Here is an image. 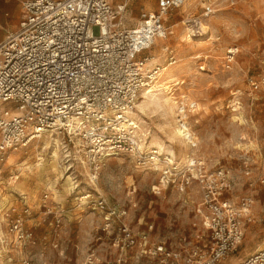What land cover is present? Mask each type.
I'll use <instances>...</instances> for the list:
<instances>
[{
  "label": "rangeland",
  "instance_id": "obj_1",
  "mask_svg": "<svg viewBox=\"0 0 264 264\" xmlns=\"http://www.w3.org/2000/svg\"><path fill=\"white\" fill-rule=\"evenodd\" d=\"M157 1L134 3L127 26L138 23L142 10H155ZM206 6L214 9L208 18L203 17ZM19 21L20 17L5 35L14 32ZM201 21L203 29L209 30L207 35L188 38V26ZM167 27L173 35L146 56L154 58L152 67H168L171 76L185 82L172 88L176 102L187 96V103H197V111L186 115L197 148L169 141L157 126L162 123L160 118L142 117L147 122H140L147 156L154 149L163 160L152 143L157 136L163 148L170 150L164 154L174 157L178 173L186 171L190 159H200L210 168L229 170L236 185L227 197L253 198L252 221L244 227L241 244L218 263L237 264L264 248V0H187L182 9L170 14ZM165 48L173 51L176 64L169 66ZM230 48H237L238 53L227 64ZM198 52L203 54L196 59ZM51 138L47 135L11 153L17 155L14 164L6 166V162L3 168L0 211L5 221L0 226V264H162L142 252L143 235L149 249L154 243L174 245L180 236L200 229L193 204L183 203L188 196L177 187L160 186L162 172H153L148 161L139 164L133 157L121 156L96 169L86 151L66 144L62 137V152L68 150L69 158L60 161L65 179L59 184V200H52L48 190V184L56 181L50 172L40 177L44 185L32 178L24 191L16 190L10 178L19 182L18 164L36 162L39 153L40 168L48 171L50 150L44 148ZM236 144L243 146L236 149ZM157 167L161 170L166 165ZM194 197L199 200L196 191L190 196ZM116 208L121 209L120 215ZM129 234L138 243L131 245Z\"/></svg>",
  "mask_w": 264,
  "mask_h": 264
},
{
  "label": "built area",
  "instance_id": "obj_2",
  "mask_svg": "<svg viewBox=\"0 0 264 264\" xmlns=\"http://www.w3.org/2000/svg\"><path fill=\"white\" fill-rule=\"evenodd\" d=\"M16 1L19 24L0 38V192L9 153L47 135H59L66 144L86 151L96 169L121 156L139 164L148 161L153 172H162L160 186L177 187L188 196L183 203L193 204L200 229L180 236L174 245L154 243L149 249L143 235V253L162 264H218L235 252L246 223L252 221L253 198L227 197L236 185L229 170L210 168L200 159H192L194 171L188 167L178 173L172 156L159 170L162 157L154 149L147 156L133 116L139 99L153 90L164 69L152 67L154 58L146 54L173 35L167 19L187 0H158L155 10L140 12L133 27L127 26V15L138 0ZM213 13L212 6H206L203 17ZM202 23L188 26V38L207 35ZM163 51L169 66L176 64L173 51ZM237 53V48L229 49L226 63L231 64ZM184 83L176 81L174 88ZM187 101L182 96L176 105L181 123L188 124L186 115L195 113L198 105ZM193 191L198 201L190 198ZM128 238L131 245L137 242L130 234ZM237 264H264V248Z\"/></svg>",
  "mask_w": 264,
  "mask_h": 264
},
{
  "label": "bare ground",
  "instance_id": "obj_3",
  "mask_svg": "<svg viewBox=\"0 0 264 264\" xmlns=\"http://www.w3.org/2000/svg\"><path fill=\"white\" fill-rule=\"evenodd\" d=\"M190 5V4H189ZM211 39H214L212 37ZM200 44H203V42H198ZM202 46V45H201ZM231 49V48H230ZM203 54L202 52H198L196 55V59L201 58L200 55ZM169 68L166 67L163 70H161V77L163 73L165 72L163 78L161 81H158L154 87L153 90L150 91L149 93H144L141 98L139 99L137 103V113L135 114V118L139 124V128L141 131V123L142 124H147L146 121L142 117H146L148 120H153L154 118H160L162 120L161 124H158V128L160 129L161 133L165 135L169 139V141L173 143H181L182 145L186 146L187 143L191 147H197V143L195 140L194 135H192L190 129L188 128L187 123H181L183 122L182 120V115H177V106H176V101L175 98L173 97V89L175 87V84H173L176 81H179L178 79H175L174 76H171L169 74L168 70ZM159 87V89H156ZM173 88V89H172ZM155 89V90H154ZM160 92V93H159ZM159 93V94H157ZM180 120V123H179ZM141 122V123H140ZM136 124V123H135ZM51 136V142L46 141L45 143V148L44 150H50L49 153V158H50V168L47 170H42L41 163L39 160L41 158L39 157V153L36 154V162L32 164L26 163V161L22 164H18L17 171L19 174V182L15 181V178H12V186L22 192L26 189L25 185L32 179L36 178L38 181V184L44 185L42 183L43 178L40 179L42 174L45 173H52L55 176V182H50L48 184V190L50 191V196L51 199L54 201L59 200V194H60V189H59V184L61 180L65 179L63 169H61L60 166V161L62 158L68 159L69 158V152L68 150L61 148V140L59 135H49ZM152 143L154 146H156L161 154L164 156V159L160 161V159H156L157 162H162L161 164H169V161H172L171 156L165 155L164 153H170V150H165L162 145V141L160 140L159 137L153 136ZM238 145L236 149L242 148L243 145L236 144ZM13 153V152H11ZM9 153L8 155V161L6 166L12 165L15 162V159L17 155H12ZM11 154V155H10ZM30 159V158H28ZM27 159V160H28ZM64 160V159H63ZM44 161V160H43ZM67 161V160H66ZM157 163L158 165H161ZM190 164L189 170L194 171V165L195 161L194 160H189L188 161ZM97 174H93L92 178L97 179ZM69 179V177L66 179V181ZM50 178H47V181H50ZM22 181V182H21ZM31 195V194H30ZM2 201H5V198H2ZM1 201V205L4 204V202ZM9 209V208H8ZM2 210L0 211V226L2 223L5 221V214L2 213ZM9 211V210H8ZM7 211V212H8ZM6 212V211H5ZM1 231V230H0ZM4 241V240H3ZM6 245V244H5ZM262 249V247L258 248V250ZM3 260V259H2ZM3 262V261H2ZM7 264V263H6Z\"/></svg>",
  "mask_w": 264,
  "mask_h": 264
},
{
  "label": "crops",
  "instance_id": "obj_4",
  "mask_svg": "<svg viewBox=\"0 0 264 264\" xmlns=\"http://www.w3.org/2000/svg\"><path fill=\"white\" fill-rule=\"evenodd\" d=\"M19 11L20 5L16 0H0V37L13 29L19 20Z\"/></svg>",
  "mask_w": 264,
  "mask_h": 264
}]
</instances>
